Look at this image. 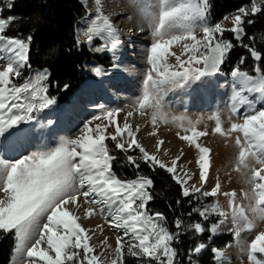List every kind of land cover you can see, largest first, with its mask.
<instances>
[{"label":"snow or ice","instance_id":"obj_1","mask_svg":"<svg viewBox=\"0 0 264 264\" xmlns=\"http://www.w3.org/2000/svg\"><path fill=\"white\" fill-rule=\"evenodd\" d=\"M95 3L96 15L83 35L89 44L94 37L104 39L102 48L96 50L109 51L115 59L123 42L110 17L104 14L101 0H95ZM14 4L15 0H0V137L10 130H15L13 135H26L20 125L33 120L34 112H41L55 103V98L48 95L47 69L36 72L22 84L15 82L23 69L31 68L32 37L22 39L6 34L16 17H5L3 12L5 9L11 11ZM137 7L152 38L145 54L149 67L142 94L127 111L123 126L114 119L122 109L106 110L104 118L116 124L115 133L110 137L105 135L108 125L96 124L93 129L89 121L78 136L62 138L55 147L14 159L0 155V234L13 236L15 264H126V256L144 260L146 264H180L173 243L179 242L181 229L195 234L205 232L202 223L184 225L179 218L174 222L177 231L172 232L163 223L166 218L162 213L149 212L147 205L153 198L149 192L152 179L140 174L131 180L117 177L112 170L116 157L110 154L107 139L114 141L116 149L125 153L139 151V157L126 156L128 163L136 169L143 161L153 171L159 168L171 174L181 186L182 196L189 198V202L192 198L199 200L224 195L228 211L218 203L192 210L205 221L212 215L219 217L218 222L207 229L212 234L229 216L238 240L242 232L252 233L257 220L264 221V107L257 109L255 101L249 99L255 96L264 101V68L261 67L264 53L254 44L243 43L245 38L255 39L247 36L245 25L254 24L257 14L264 13V0H249L236 9L231 14V28H225L222 21L210 22L211 0H155V3L137 0ZM227 19L229 16L224 17ZM226 34L232 39H226ZM234 41L245 48L255 62L254 74L241 70L239 65L231 70L232 93L226 105L230 126L224 127L219 110L208 120L215 122L213 134H219L226 142L234 138L238 149L235 170L245 176V183L250 186L248 191L241 193L249 201L247 206L237 203L235 191L221 193L219 182L211 191L203 190L208 183L211 150L199 143V138L208 133L198 130L200 119L170 117L166 110L169 91L220 73L221 65L235 46ZM77 43H80L79 39ZM176 46H179V52L174 51ZM172 58L174 63L170 62ZM244 62L242 56L240 64ZM94 71L101 74L99 68ZM245 106L247 111L242 119L233 121L232 117L239 116L240 109ZM148 110L154 127L158 122L168 123L171 119L186 133H191L177 135L197 149L195 162L199 168V187L188 185L191 174L184 172L186 178L178 174L180 156L172 159L170 165L159 158L157 153L164 143L162 140H157L155 145L157 153H149L137 139L140 126L133 128L129 118L134 113L144 116ZM93 119L100 120L101 117ZM233 134L236 135L233 137ZM150 135H156V132ZM80 211L85 218L99 211L110 217V227L123 230V235H117L114 248L105 237L100 241L101 250L97 254V246L90 242L89 230L79 222L81 217L77 213ZM125 238L129 239L126 241ZM205 247L204 243H198L189 249L188 264H195L193 256ZM212 251L217 264H221L223 251ZM241 251L246 252L249 264H264V231L257 232L250 242L246 241Z\"/></svg>","mask_w":264,"mask_h":264},{"label":"rangeland","instance_id":"obj_2","mask_svg":"<svg viewBox=\"0 0 264 264\" xmlns=\"http://www.w3.org/2000/svg\"><path fill=\"white\" fill-rule=\"evenodd\" d=\"M79 2L82 4L81 0H79ZM91 2L95 6V10L93 11V13H95L96 15L95 0H91ZM151 2L155 3V0H151ZM128 3L134 6L135 9H138L137 0H128ZM101 6H102V10L104 11V5L102 4V2H101ZM83 7L86 11V16L83 19L88 18L87 20L88 22L91 20V16L89 15V10H87V8L84 5ZM127 8L133 12L134 8H131V7L129 8V5H127ZM112 9L113 11H115L117 7L116 8L112 7ZM228 16H229V19L221 20L225 28L232 27L231 15H228ZM87 22L84 28H79V24H77V33H76L77 40L79 39L80 43L86 45L90 53L97 55L100 59L103 60V62L102 63L86 62L84 64V67L82 70L83 80L80 82L81 84H79L77 89H75V91H73L70 94L71 96L69 95V98L66 103H60L59 102L60 100L57 99L59 97L63 98L62 96L55 97V103L53 105H51L47 109H44L41 112H34L32 114L34 116L33 120L20 125L22 129L26 130V133H28V137L30 138L31 141H34L35 144H38L39 136L43 135V142L42 144L37 145L39 146L37 150L43 149L46 147H55L62 138H75L81 133L82 129L84 128L85 123L89 121L92 122L89 126L93 129L95 128L96 124L108 125V127L105 130V135L110 137V135L115 133L116 124L110 123L109 120L105 119L103 112L106 110L122 109L123 111H121L118 115H116L114 119L116 123H118L120 126H123L121 124L120 118L125 117L127 111L130 109L132 105H134L137 98L141 96L142 94L143 81L145 79L146 72L149 66L147 65L146 61H143L142 65H139L140 58H133L131 62L127 63L129 74L133 79H136V75H137L136 73L139 71V74L141 76L139 75V80H137V82L133 84L134 87L131 91L127 90L124 85H120L119 86L121 90L120 99L115 96H111L110 94H107L104 98L98 99L96 102H94L93 100H89L88 98L87 99L82 98L84 97L83 87L87 80H89L94 86H96V88H99V87L109 88L110 84L105 82L103 76L104 74L109 73L111 70L118 68V67H113V65L116 64V61L113 58V55L109 51H97L96 50V49L102 48V46L105 43L104 39L100 37H94L91 44L87 42V38L83 35V32L87 29L88 24H89V22L88 23ZM117 22L118 23L121 22L125 24V21L122 19L120 21L118 20ZM225 22L230 23L231 24L230 27H226ZM131 34H132V38L138 39L140 41L141 40L144 41V37L137 38L138 32L132 31ZM125 46L127 47V49L131 51L132 50L134 51L135 48L137 47V45H135V43L132 41L130 43H126ZM131 51L129 52L130 54H132ZM174 51L179 52L180 51L179 46H176L174 48ZM248 56L251 61L248 62L247 65L245 64L246 61L243 64H240L239 62L237 65H239L240 68L245 66L244 71H248L250 74H254L253 70L255 67V62L253 61L249 53H248ZM172 60L173 59H171L170 62H172ZM108 64H110V66L112 64V67L108 68L107 67ZM237 65H235V67ZM97 68H99L103 74L97 75L96 72L94 71ZM222 70H223L221 71L222 73L215 77L206 78L188 87L176 88L174 90L169 91L166 96V104H167L166 110L169 113L170 117L171 116H176V117L184 116L193 121L200 119L202 122L199 125H197L198 130L200 131L206 130L208 133L206 136L199 138V143H201L203 146L208 147L211 150V153H210L211 167H210L209 175H208V183L204 185L203 190L211 191V189L216 185V183L219 182L221 185V188H220L221 193L235 191L237 193V197H236L237 203L247 206L249 201L245 200L242 197L241 193L242 191H248L250 189V186L245 183V176H243L241 172L235 170L238 149L235 146L234 138L228 139L226 142V139L219 136V134H213L212 129L215 126V122L208 120V117L210 115H212L213 113L219 110L222 113V119L224 120V127L228 128L230 126V124L228 123V111H227L226 105L229 102V97L232 93V80L230 76L231 71L227 70L226 66L223 67ZM25 71L26 69H23L22 75L19 79L15 81L16 83L22 84L25 80L33 77L36 72L43 71V70L34 69V70L29 71L27 74ZM48 73L49 75H48L47 85H48V93H49L50 72L48 71ZM56 87L57 86L55 85V89ZM72 97H76L79 100L81 99L83 100L76 102L72 99ZM249 99L255 101V106L257 109L264 107V101H260L255 96H250ZM101 106H103V108ZM62 107H68L69 111L75 110L76 112L79 113L80 119L77 121L73 120V123L76 124L75 129L77 128L74 132L72 131L69 132L63 127V123H62L61 116L59 113V109ZM246 111H247V107L246 106L242 107L240 109V115L232 117L233 121L241 120L243 114ZM96 116H100L101 119L94 120L93 118ZM129 122L132 124L136 123L135 126L139 124L143 125L144 127L143 133L148 135L149 141L143 140L140 137L141 134L140 135L137 134V139L139 140L141 145L146 150H148L147 148L148 145L146 143L149 142L150 148L153 150L152 153H157L155 145L157 143V140H162L164 143L160 149V152L157 153L159 158L165 161L162 154L164 152V147L165 146L168 147V149L166 150L167 155L166 156L164 155V156L167 158H171V156L174 154L176 157L180 156L181 158L178 161V168L186 169L188 173L192 175V179L188 181V185L194 184L197 187L200 186L199 168L195 162L198 157L197 149L195 148V146L189 145L188 141L180 139L179 136L177 135V133H180V135H186V134L190 135L191 134L190 132L186 133L181 127L178 126L177 123L172 122L171 119L169 120L168 123L158 122V124L154 127L151 124L150 110H148L147 114L144 116H140L138 113H134L133 117L129 118ZM12 131L14 132L15 130H12ZM153 131L156 132V135H150V133ZM235 135L236 134H233V137ZM1 140H3L2 142L3 147L0 148V155H3L5 156V158H8L7 148H9V143L7 140H4V136L0 137V141ZM109 141L110 142H114V141H112L111 139L106 140V144L110 151V146L108 143ZM177 143L179 145H176ZM33 151H36V150H33ZM31 152H28L24 155H28ZM8 159H14V158H8ZM183 178H186V177H183ZM149 192H150V189H149ZM199 200H200L199 208L211 205L213 203H218L224 210L226 211L229 210L227 198L222 194H218L216 197H211V196L201 197ZM248 214L251 217L252 215L251 212H249ZM93 216L97 217V219H95L96 222L95 224L90 225L88 227V230H90L91 233L93 232L95 234V238H93L89 233V235L92 237L90 242L94 246H97L96 252L98 254L101 250L99 247L101 240L107 237L109 244H111V246L114 248L116 237L117 235H123V230L122 229L117 230V229L110 227L108 223V220L110 219V217L101 215L99 211H97V213ZM213 217L214 218L217 217L218 218L217 222H218L219 217L216 215L210 216L207 221L211 220V218ZM85 219H89V218H85ZM203 221L207 222L205 220ZM256 223H257V227L252 231V233L242 232L238 240L237 237L234 235V228L231 223V216H229L227 221L224 224L220 225L217 232L215 234H212V233L211 234L213 238H216L223 234H231L232 242H229L222 249L214 247L213 245H206L205 249L202 250L200 254L193 256V260L195 261V264H201L200 258L205 255L208 249H211V255L213 256V264H217V258H216V255L212 251L213 249L221 250L223 251V253L227 251L240 252L241 255L237 257V259L234 258L233 261L236 260L235 262H237V264H249L246 252H242L241 247L244 246L246 241L250 242L252 239H254L255 234L257 232L264 231V221L257 220ZM128 239L129 238H125L126 241ZM210 242L212 243V241ZM257 255L259 256V254ZM223 260L224 259H222V261ZM15 261H16V255L14 253L13 260L10 264H15ZM137 261H138V264H146V261L144 260H137Z\"/></svg>","mask_w":264,"mask_h":264},{"label":"trees","instance_id":"obj_3","mask_svg":"<svg viewBox=\"0 0 264 264\" xmlns=\"http://www.w3.org/2000/svg\"><path fill=\"white\" fill-rule=\"evenodd\" d=\"M249 0H211L212 11L210 20L212 23L221 21L225 16L234 14L241 5L247 4ZM3 15H14L15 23L8 29V36H18L26 39L32 37L29 53L31 68H26V74L30 70L47 69L50 72L49 96L65 101L67 96L78 86L83 78L82 70L86 62H99L103 60L97 55L90 53L86 45L77 43L76 24L86 16V11L79 0H15L11 11L5 9ZM255 23L246 24V33L254 40L245 38L244 44H254L257 50L264 53V13L257 14ZM81 21V20H80ZM79 21V22H80ZM226 39H232L230 34ZM231 50L224 67L232 70L245 57V64L250 62L248 52L239 43ZM244 64V65H245ZM110 64L107 65L109 67ZM244 67L241 70L244 71ZM264 68V64H262ZM25 76V75H24ZM55 85L57 86L55 89ZM67 85V91H65ZM111 155L116 159L112 162V170L122 180L135 179L137 174L150 177L153 185L150 188L152 200L148 202L147 209L151 213L159 212L166 218L163 222L172 232H176L175 220L183 221L184 225L200 222L205 227L203 234H195L192 231L181 229L179 242H174L173 247L177 250V259L180 264H188V251L198 243L213 245L224 248L232 242L231 234H223L216 238L212 237L210 228L212 223L217 222V217L204 222L193 208L200 207V200L182 196L181 186L173 180L172 175L163 169L157 168L153 171L147 164L140 161V168L136 169L126 159L127 155L139 157L138 150L125 153L116 149L114 142H108ZM179 201V203H177ZM191 213V215H189ZM212 241V243L210 242ZM14 239L11 234H0V264H10L14 256ZM126 264H138V261L129 256L125 257ZM201 264H213L211 249H208L200 258ZM154 264V262H153Z\"/></svg>","mask_w":264,"mask_h":264},{"label":"bare ground","instance_id":"obj_4","mask_svg":"<svg viewBox=\"0 0 264 264\" xmlns=\"http://www.w3.org/2000/svg\"><path fill=\"white\" fill-rule=\"evenodd\" d=\"M82 4L87 8V10H89V15L91 16V18L95 17V13H93V11L95 10V6L94 4L91 2V0H81ZM102 4L104 5V14L109 16L111 19V22L113 23V25L116 27V29L119 32L120 38L122 40V47L119 49V51L116 53V64L119 65V67L117 69H113L111 70L109 73L104 74L103 78L105 80V82H107L108 84H110L109 88H96V86H94L89 80L86 81V83L84 84L83 87V93H84V97H82L83 99H89V100H93L94 102H96L98 99L100 98H104L107 94H110L111 96H115L117 98H121L120 94H121V90L119 88L120 85H124L125 88L127 90H132L133 89V84H135V82H137V80H139V71L136 73V79H133L130 74H129V69L127 68L129 62H131L133 60V58H140L139 61V65H142L143 61H146L145 58V54L147 51V48L149 47V44L151 43V35H150V29L147 26V23L144 21V19L142 18V15L140 13V11H138V9H135L134 6H132L131 4L128 3V0H101ZM127 5H129V8H134L133 12L130 11L127 8ZM113 8H116L115 11H113ZM111 9V10H110ZM92 12V13H91ZM124 20L125 24L123 23H118L117 21L119 20ZM88 18L86 19H82L78 24H79V28H84L86 25ZM90 22V21H88ZM87 22V23H88ZM230 23L225 22V26L226 27H230ZM142 29V30H141ZM138 32L137 34V38H143L144 37V41L143 40H138V39H134L132 38V34L131 32ZM134 42L135 45H137L136 49L133 51L127 49V47L125 46L126 43H130V42ZM131 51L132 54H130L129 52ZM111 53V52H110ZM113 55V53H111ZM134 55V56H133ZM172 62L174 63V58H172ZM103 70V69H102ZM104 71V70H103ZM143 73V72H141ZM101 74H103L101 72ZM141 76V75H140ZM109 80V81H107ZM72 99L74 101H81L76 97H72ZM59 113L61 116V120L63 123V127L68 130L69 132H74L76 129V124L73 123V120L77 121L80 119L79 113L76 112L75 110H71L69 111L68 107H62L59 109ZM121 120V124L123 125L124 123V118H120ZM72 123V125H71ZM132 124V123H131ZM136 124V123H135ZM135 124H132L133 128L135 127ZM140 126V131L137 134H141L140 137L143 140H148V135H146L144 132V127L143 125L139 124ZM12 130H10L9 133H6L4 135V140H7L9 143V148L7 151V157L8 158H19L22 155L31 152L33 150H37V148L39 146H37L38 144H42L43 142V135H40L38 138V144H35L34 141H31L30 138L28 137V133H26V135L23 136H19V135H13L12 134ZM169 139V138H168ZM173 139V138H172ZM170 140V139H169ZM168 141V140H166ZM177 141V140H176ZM3 140L0 141V148L3 147ZM31 142V143H30ZM170 143V142H169ZM147 148H148V152L152 153L153 150L150 148V144L149 142L146 143ZM176 145H179L178 143ZM176 147V146H175ZM174 147V148H175ZM168 149V147H164V152ZM180 149V148H178ZM164 152L162 154V156L164 157V160L166 163H168L170 165V162L172 159L176 158L175 154L171 156V158H167L164 156ZM188 171L186 169H182V168H178V174L181 175V177L183 178V173ZM78 215H80L81 219H80V223L82 224V226L85 229H88V227L92 224H95V219H97L96 216H92L89 219H85L83 212L80 211L77 213ZM90 235L95 238V234L92 232H90ZM241 255L240 252H235V251H227L224 252V256L222 259H224L222 261L221 264H237V262L233 261L234 258L237 259V257H239Z\"/></svg>","mask_w":264,"mask_h":264},{"label":"water","instance_id":"obj_5","mask_svg":"<svg viewBox=\"0 0 264 264\" xmlns=\"http://www.w3.org/2000/svg\"><path fill=\"white\" fill-rule=\"evenodd\" d=\"M221 67H222V65H221ZM65 90H67V88H65Z\"/></svg>","mask_w":264,"mask_h":264}]
</instances>
